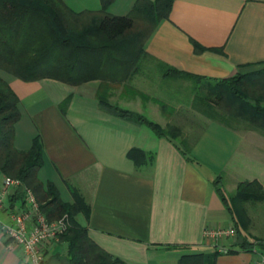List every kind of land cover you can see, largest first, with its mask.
I'll use <instances>...</instances> for the list:
<instances>
[{
    "label": "crops",
    "instance_id": "obj_1",
    "mask_svg": "<svg viewBox=\"0 0 264 264\" xmlns=\"http://www.w3.org/2000/svg\"><path fill=\"white\" fill-rule=\"evenodd\" d=\"M64 1L77 12L103 8L102 0ZM135 3L113 0L107 10L124 16ZM145 49L146 68L126 85L114 87L110 100L156 117L162 125H179L193 160L176 141L101 109L100 80L71 85L52 78L9 77L21 110L15 146L28 150L40 140L44 161L39 178L52 182L64 202L74 203L75 193L84 198L89 211H80L76 220L102 249L127 264H179L185 255L214 252L219 254L215 264L255 263L264 249L238 245V218L215 180L221 177L227 196L244 181L258 180L264 186V133L200 114L174 90L190 82L165 77L161 69L220 79L263 66L264 0H174L169 17L158 23ZM162 101L176 103L166 117ZM133 148L153 153L152 164L137 167L128 156ZM4 177L0 171V184ZM21 202L12 194L6 208ZM256 203H246V209L253 207V213L247 209L250 220L264 219L259 216L264 201ZM208 230L220 233L208 235ZM242 232L252 241L264 240L251 224ZM68 245L56 241L46 264H63ZM0 264L29 263L19 247L2 237Z\"/></svg>",
    "mask_w": 264,
    "mask_h": 264
},
{
    "label": "trees",
    "instance_id": "obj_2",
    "mask_svg": "<svg viewBox=\"0 0 264 264\" xmlns=\"http://www.w3.org/2000/svg\"><path fill=\"white\" fill-rule=\"evenodd\" d=\"M100 11L77 12L64 0H0V171L21 179L31 188L50 219L65 217L68 230L60 240L68 242L63 264H127L94 242L76 220L89 205L75 193L74 203L64 202L57 187L39 178L43 148L36 138L28 150L15 146V126L21 117L20 99L8 78L24 81L52 78L71 85L100 80L97 92L104 111L149 127L158 137L179 144L189 159L191 146L179 125H162L145 113L110 100L112 89L126 85L140 74L148 61L145 44L158 23L168 18L174 0H136L128 15L107 9L113 0H102ZM197 46V45H196ZM199 47V46H197ZM2 71L8 72L2 75ZM165 77L184 79L192 84L187 102L205 117L227 126L245 127L264 133V64L233 76L209 79L175 68L161 69ZM10 75V76H9ZM163 110L170 106L160 102ZM63 106V109L65 108ZM128 156L139 168L152 164L154 154L133 148ZM215 183L236 221L238 245L245 250L264 249V240H250L251 220L246 203L264 201V186L258 180L241 182L232 196L223 190L221 177ZM65 215V216H64ZM218 252L185 255L179 264H215ZM46 264V261L44 262Z\"/></svg>",
    "mask_w": 264,
    "mask_h": 264
},
{
    "label": "built area",
    "instance_id": "obj_3",
    "mask_svg": "<svg viewBox=\"0 0 264 264\" xmlns=\"http://www.w3.org/2000/svg\"><path fill=\"white\" fill-rule=\"evenodd\" d=\"M12 194H18L22 202L7 209L6 201ZM68 226L65 217L50 219L34 191L21 179L5 175L0 184V238L19 247L29 264H44L51 246L67 232ZM219 233L207 231L208 235ZM253 264H264V257Z\"/></svg>",
    "mask_w": 264,
    "mask_h": 264
},
{
    "label": "rangeland",
    "instance_id": "obj_4",
    "mask_svg": "<svg viewBox=\"0 0 264 264\" xmlns=\"http://www.w3.org/2000/svg\"><path fill=\"white\" fill-rule=\"evenodd\" d=\"M7 73L8 72H6V71H2V75H7ZM8 76V75H7ZM10 76V75H9ZM190 84H192L191 82H190ZM174 90H175V92H176V94L181 98V100L180 101H182V102H187V100L189 99V96H190V88H187V89H185V88H181V87H175L174 88ZM183 104H186V103H183ZM171 105V107L169 106L168 107V109L166 110V112H165V114H164V116L166 117V116H168L172 111H173V106L174 105H176V103L174 104V103H171L170 104ZM153 119L155 120V121H160V120H158V118H156V117H153ZM200 124V123H199ZM198 125V124H197ZM197 128H199V126H197ZM196 129V128H195ZM183 130V129H182ZM227 194L229 195V196H232L233 195V192H231V191H229L228 190V192H227ZM250 203V205L251 206H259V205H256V204H258V203H256V202H254V201H252V202H249ZM248 205V204H247ZM252 208L253 207H249L248 206V211H250L251 213H253L252 212ZM264 208V207H263ZM65 216V215H64ZM259 216H263V218H264V211L263 212H261L260 214H259ZM261 218L262 217H260V218H253L252 217V220H251V226L252 227H254L257 231H258V233H259V235H261L262 237H264V219H262L261 220ZM65 234V233H64ZM60 240V239H59ZM61 242H65V241H62V240H60ZM264 257V256H263ZM262 257V258H263Z\"/></svg>",
    "mask_w": 264,
    "mask_h": 264
}]
</instances>
